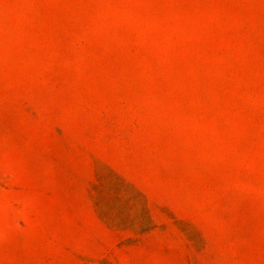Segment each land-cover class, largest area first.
<instances>
[{"label": "rangeland", "instance_id": "1", "mask_svg": "<svg viewBox=\"0 0 264 264\" xmlns=\"http://www.w3.org/2000/svg\"><path fill=\"white\" fill-rule=\"evenodd\" d=\"M0 264H264V0H0Z\"/></svg>", "mask_w": 264, "mask_h": 264}]
</instances>
